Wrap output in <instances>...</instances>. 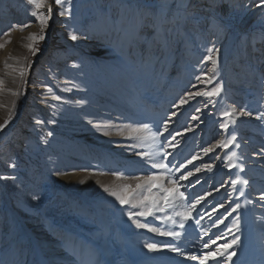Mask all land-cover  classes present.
<instances>
[{"label":"rangeland","instance_id":"1","mask_svg":"<svg viewBox=\"0 0 264 264\" xmlns=\"http://www.w3.org/2000/svg\"><path fill=\"white\" fill-rule=\"evenodd\" d=\"M48 3L0 0V264H264V0Z\"/></svg>","mask_w":264,"mask_h":264},{"label":"snow or ice","instance_id":"2","mask_svg":"<svg viewBox=\"0 0 264 264\" xmlns=\"http://www.w3.org/2000/svg\"><path fill=\"white\" fill-rule=\"evenodd\" d=\"M62 3H63V0H55V4H57V5H62ZM27 4L30 5V6H34L35 10L31 12V15L38 17L39 23L41 25V31H43V28L46 27L47 24H48V20L50 19V15H45L44 12L39 11V10L47 8L48 13L50 14L51 10H52L51 5L48 3V0H27ZM60 15H64V12H61ZM27 26L28 25H21L22 28L23 27H27ZM28 39L32 40V41H35L36 39L42 40V39H44V36L40 35L39 37H37V35L35 33H32V34L29 35ZM71 39L72 40H76L77 36L76 35H72ZM27 47H29V49L33 52V54H35V52L37 51V49L33 48L32 45H30V44L27 45ZM218 53H219V50L213 48V49L209 50V54L207 56V59L209 61H211V63L214 66L218 63V59H219ZM6 66H7V64H6ZM20 75L21 76L24 75V70L23 69H21ZM221 91H222V85H219V86L213 88L211 91L196 92V93H194V95H197V96L203 95V96H209V97L218 96L221 93ZM190 95H192V94H190ZM57 99H58V97H57ZM185 102L186 101H183V100L181 101V103H185ZM233 114H238L240 116L251 115V113H247V112H243V111H241L239 113H236L235 109H233L232 112H225L224 113L225 116H229V117L232 116ZM2 127H3V125H0V128H2ZM223 127L227 128L228 125L224 124ZM145 129H147V125L144 126V129H132V131L133 132H140V131H143ZM49 135H51V133H49ZM235 139H236V137L233 136L231 141H229L228 143L234 142ZM221 146L227 147L228 144L222 143ZM210 150L211 149H206L205 151H210ZM154 167L164 168V167H166V165L159 164V165H154ZM205 167L210 168L211 165H205ZM197 171H199V169H197ZM190 174L191 173H189V175ZM117 178L119 179L120 177L118 176ZM137 179H139V178H137ZM161 179H163V177L151 176V177L147 178V180L144 183L149 186L148 189H147L149 191V193L151 192V187L153 185H156L157 181H159ZM233 183H241V181L237 180V181H233ZM242 183L246 185L248 183V181L244 180V181H242ZM141 187H142V185L138 183L135 186V189H140ZM161 188H162V191L165 192V193H167L169 191V189L163 188L162 186H161ZM106 191H110L111 195H113L119 201L120 204L126 205V204H129L131 202L130 201V196L132 195L134 189H133L132 185H123L121 191H115V190H110V189H106ZM150 199H152L151 195H149L147 197H143V199L140 200V203L143 204L145 200H150ZM262 199H264V197H262ZM153 203H155L154 200H153ZM133 206L135 207L136 205L133 204ZM239 207H240V205L237 204L236 208L238 209ZM235 210L236 209H233V211H235ZM148 214H150V212H148V211L140 213V215H142V216L143 215H148ZM132 215H133L132 213H129L130 218H131ZM182 215L185 216V219L188 218L186 214H182ZM137 227L145 228V227H147V225L146 224L137 223ZM181 227H183V224H181ZM150 230L151 231H157V229H155V228H152ZM161 235H165V236H179V233L164 232V233H161ZM235 243H237V239H233L232 244H235ZM213 244H216V240L215 239L211 240V244L206 242L205 243V247L206 248H211V245H213ZM146 247L150 251H158L159 250L156 244H147ZM228 247H230V245L226 244V245L223 246V249H217L216 251H209L207 253H204L202 258H200V264H207L209 259H214L216 257L217 253H219L220 255H223V252L226 251L228 249ZM170 251H172V252H180V249L178 247L171 246L170 247ZM232 255H234V253L229 254L227 259L231 260ZM188 258L191 259V260H196L197 259L196 256H190Z\"/></svg>","mask_w":264,"mask_h":264},{"label":"bare ground","instance_id":"3","mask_svg":"<svg viewBox=\"0 0 264 264\" xmlns=\"http://www.w3.org/2000/svg\"><path fill=\"white\" fill-rule=\"evenodd\" d=\"M222 1H226V0H222ZM229 2V0H227V3ZM262 2V1H261ZM221 3V2H220ZM222 4H224V3H222ZM254 6V5H253ZM256 6H257V4H256ZM262 7V6H261Z\"/></svg>","mask_w":264,"mask_h":264}]
</instances>
